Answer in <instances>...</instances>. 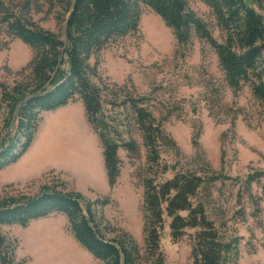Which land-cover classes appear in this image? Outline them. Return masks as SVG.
<instances>
[{"label": "trees", "instance_id": "trees-1", "mask_svg": "<svg viewBox=\"0 0 264 264\" xmlns=\"http://www.w3.org/2000/svg\"><path fill=\"white\" fill-rule=\"evenodd\" d=\"M199 1L214 15L222 41H217L207 23L189 8L188 0H62L63 16H56L62 25L57 32L39 26L29 16L30 0H0V32L19 39L31 50L30 59L20 68L1 67L9 80H0V169L26 152L42 112L78 98L100 141L107 184L110 188L115 185L120 173L118 149L135 156L139 146L129 133L124 138L123 131L105 116L102 89L97 83V56L110 41L137 31L142 5L151 8L172 30L177 44H186L193 35L207 42L216 53L228 87L235 93L247 85L264 114V0ZM111 93L115 105H127L131 110L145 148L143 255L130 232L109 228L99 211L109 203L108 197L88 201L79 191L62 184L44 183L33 195H0V225L25 226L59 213L79 245L101 264H164L160 238L167 221L173 242L186 229H193L192 264H225L231 256L237 257L240 237L221 234L207 216L204 199L210 197L215 181L237 178L211 168L198 143L201 127L191 140V161L183 162L179 146L162 126L170 115L168 110L156 118L148 108L147 96L131 97L120 90ZM163 148L172 152L174 160H162ZM263 175L261 171L247 172L241 181L243 192L251 197L252 183ZM110 231L112 235L107 236ZM16 248L15 238L0 233V264L24 263L16 260Z\"/></svg>", "mask_w": 264, "mask_h": 264}, {"label": "rangeland", "instance_id": "rangeland-1", "mask_svg": "<svg viewBox=\"0 0 264 264\" xmlns=\"http://www.w3.org/2000/svg\"><path fill=\"white\" fill-rule=\"evenodd\" d=\"M30 1L29 16L39 26L57 32L62 25L56 19L63 16L62 0ZM188 6L207 23L215 39L222 41L223 34L208 6L199 0H188ZM140 10L137 31L110 41L97 56V83L105 116L123 131L124 138L129 133L135 139L138 155L118 149L120 173L110 188L100 141L86 121L81 101L75 98L56 110L42 112L26 152L0 169V195H33L48 183L79 191L88 201L108 197L109 203L99 211L110 229L122 228L133 235L142 256L145 148L131 110L127 105H115L111 91L147 96L148 108L156 118L170 112L162 126L179 146L183 162L191 161V140L200 126L198 143L211 168L237 178L215 181L209 198L200 194L207 216L221 234L240 237L237 257L231 256L225 264H264V175L252 183L251 197L241 186L247 172L264 174L262 107L247 85L235 93L228 87L216 53L207 42L193 35L186 44H177L172 30L151 8L142 5ZM30 57L27 45L0 32V80H9L3 65L15 70ZM122 85L124 88L118 89ZM161 150L162 160H174L169 149ZM168 232L166 221L160 238L164 264H192L193 229H186L175 242ZM0 233L17 240L15 258L24 260L22 264H101L79 245L59 213L25 226L1 224Z\"/></svg>", "mask_w": 264, "mask_h": 264}]
</instances>
